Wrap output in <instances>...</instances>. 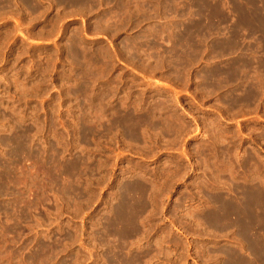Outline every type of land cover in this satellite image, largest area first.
<instances>
[{"label":"rangeland","instance_id":"1","mask_svg":"<svg viewBox=\"0 0 264 264\" xmlns=\"http://www.w3.org/2000/svg\"><path fill=\"white\" fill-rule=\"evenodd\" d=\"M33 4L0 0V264H222V252L254 263L235 225L205 217L223 165L233 200L239 176L255 180L264 219V4ZM156 23L197 27L183 69L167 36L127 59L124 39ZM214 69L234 76L215 87ZM244 90L253 100L231 105ZM131 183L139 195L123 204L117 187ZM255 235L264 252V228Z\"/></svg>","mask_w":264,"mask_h":264},{"label":"bare ground","instance_id":"2","mask_svg":"<svg viewBox=\"0 0 264 264\" xmlns=\"http://www.w3.org/2000/svg\"><path fill=\"white\" fill-rule=\"evenodd\" d=\"M26 7H35L33 0H21ZM67 4L77 6L80 9H85L86 0H61ZM247 3L260 2L264 4V0H243ZM169 11V10H168ZM261 24V34L264 37V18L257 20ZM247 22V20H245ZM174 28L178 26V23L174 21L171 24ZM169 24L160 25L156 23L152 27L148 28L142 35L132 38L124 39L122 43V49L127 55V59L130 61H144V50L142 46H147L150 44V40L153 39V42H157L159 39H163L164 36H167L172 48L168 50L167 57L169 62L173 63L175 67H181L191 63L197 51L195 43V32L197 27L193 24L188 27L180 29L178 32L171 33L168 31ZM170 34H169V33ZM226 49L225 45L222 44L217 47V52L220 50ZM70 53V48H69ZM165 55V51L162 52ZM73 60L76 62L80 60L79 56L72 54ZM138 57V58H137ZM137 59V60H136ZM150 59V57L148 58ZM245 63H242L239 68L245 69ZM229 72H220L218 70H209L206 73V78L213 82V86L220 87V83L223 79L227 77L232 78L234 73L230 70ZM235 72V71H234ZM178 76V74H177ZM222 79V80H221ZM210 82V83H211ZM232 94V92H230ZM241 96V98H239ZM238 98L233 97L230 99L231 105L235 102L249 103L253 100L254 92L251 90L242 91V95ZM231 98V97H230ZM126 117L120 121V123H127L128 130L124 131V134L131 140H136L139 138L138 132L136 129L141 124L140 120H135V116L130 113H125ZM135 121V122H134ZM205 163V161H204ZM226 168L222 165L221 168H215L213 175V197L209 198L207 204H213V208L209 211L205 217L208 224L215 228L216 230H224L229 225H235L238 230V238L241 242V249L248 250L254 253L255 261L250 262L243 259V257L236 252H222L224 255L225 262L222 264H264V252L260 247V243L256 237V232L264 228V219L261 216V197L258 188H256L255 180L253 178L244 179L242 176H239L233 183V187L236 189L235 199H231L227 196L230 189L222 185L218 180L219 174H222ZM138 185L135 183L121 185L117 187V194L122 197L124 203H130L129 198H132L134 195H139ZM128 205L125 206L127 208Z\"/></svg>","mask_w":264,"mask_h":264}]
</instances>
